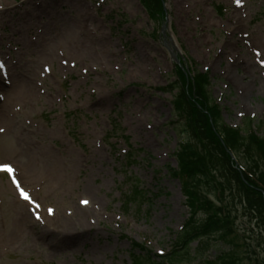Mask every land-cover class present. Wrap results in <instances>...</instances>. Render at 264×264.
I'll return each instance as SVG.
<instances>
[{"label": "rangeland", "instance_id": "obj_1", "mask_svg": "<svg viewBox=\"0 0 264 264\" xmlns=\"http://www.w3.org/2000/svg\"><path fill=\"white\" fill-rule=\"evenodd\" d=\"M165 12L150 20L138 0H0V264L169 252L188 216L168 174L187 135L174 94L158 91L175 80L170 51L209 74L226 125L264 122V0H165ZM137 185L149 199L125 208ZM45 215L80 235L65 241ZM235 224L249 246L240 254L253 250L241 264H264L255 227ZM228 250L211 239L191 264Z\"/></svg>", "mask_w": 264, "mask_h": 264}, {"label": "trees", "instance_id": "obj_2", "mask_svg": "<svg viewBox=\"0 0 264 264\" xmlns=\"http://www.w3.org/2000/svg\"><path fill=\"white\" fill-rule=\"evenodd\" d=\"M139 2L152 19L163 18L164 0ZM174 73V82L159 90L176 91L174 125L187 135L174 154L176 168L168 171L181 185L188 216L166 255H131V264H191L197 257L202 259L211 239L229 250L202 264H241L249 261L247 251L253 254V250L239 252L249 246L241 244L236 234L238 216L255 227V236L264 245V136L258 134L264 122L255 125L248 118L240 128L229 127L222 120L221 107L211 99L208 73L194 69L187 73L181 67ZM129 194L126 206L149 199L138 185Z\"/></svg>", "mask_w": 264, "mask_h": 264}, {"label": "bare ground", "instance_id": "obj_3", "mask_svg": "<svg viewBox=\"0 0 264 264\" xmlns=\"http://www.w3.org/2000/svg\"><path fill=\"white\" fill-rule=\"evenodd\" d=\"M169 44L170 45H172L170 42H169ZM173 47V46H172ZM174 48V47H173ZM80 212H82V210H80ZM50 214H51V212H50ZM54 217H53V215L51 216V217H49V216H47V215H45V217H44V221H40L41 223H44V225H46L47 223L49 224V225H54L55 227H54V229L52 230V232H53V234H55V235H57V236H60V237H62L65 241H68V240H71V239H74V238H76L75 236L76 235H80V233L79 232H77V231H67L66 230V228L65 227H59L57 224H58V222H53L52 221V219H53ZM76 222H78V225H79V227L82 229V231L84 232V231H86L88 228H86L87 226H86V224L82 221V219L81 218H78V219H76ZM52 225V226H53ZM83 226V227H82ZM77 229V228H76ZM64 241V242H65Z\"/></svg>", "mask_w": 264, "mask_h": 264}, {"label": "snow or ice", "instance_id": "obj_4", "mask_svg": "<svg viewBox=\"0 0 264 264\" xmlns=\"http://www.w3.org/2000/svg\"><path fill=\"white\" fill-rule=\"evenodd\" d=\"M236 3L239 6L241 4V0H236ZM0 131H2V129H0ZM3 168H4L5 171H9V172L12 171V169L8 165H3ZM24 196H25V199L28 198L26 193L24 194Z\"/></svg>", "mask_w": 264, "mask_h": 264}]
</instances>
